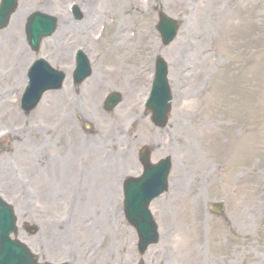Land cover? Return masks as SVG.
Returning <instances> with one entry per match:
<instances>
[{
  "label": "rangeland",
  "instance_id": "obj_1",
  "mask_svg": "<svg viewBox=\"0 0 264 264\" xmlns=\"http://www.w3.org/2000/svg\"><path fill=\"white\" fill-rule=\"evenodd\" d=\"M21 1L22 23L27 13L35 11L56 15L62 20L57 35L44 42L46 46L41 50V55L56 62L61 53L65 57L62 56L64 62L70 63L71 55L78 46L82 45L85 49L88 47L89 50L84 51L93 64L96 82L87 81L74 94L69 89L64 98V101L68 99L67 102L61 105L64 106V113L68 112L65 111L67 109L74 115L77 107H87L91 113L88 110L81 111V116L91 115L88 120L94 129L89 131L85 130L89 129L88 125L85 128L82 125L83 129L81 128L76 115L69 118V123L75 125L74 131L66 132L65 123H62L65 132L61 127L56 130L60 111L54 104L57 99L55 94H49L39 110L28 117L23 114L17 118L9 112L4 113L6 107L0 111V127L8 124L13 130L12 134L0 141V196L14 205L20 227L24 223L35 224L40 228L44 225L45 231L50 230L51 235L55 223L50 227L49 220L56 221L57 212H61L57 201L52 204L51 196L45 195L41 184L46 173L45 160L52 167L53 158L64 157L69 147V152L74 154L73 160H69L74 172L70 174L68 181H63L57 174L58 182L51 183L52 188H49V194H54L59 201V195L65 196L72 190L68 183L76 175L78 166L90 170L93 183L96 177L107 176L108 170L113 168L109 161L111 158L118 167L126 170L127 175L136 176L140 171L138 152L149 147L153 152V160L156 155H169L173 158V163L175 159L179 161L178 175H174V181H184L179 194L188 201L194 196L202 200V210L206 212L208 220L205 227L208 239L204 247L211 264H264V0H150L147 5L143 0H104L102 5L92 6L90 10L78 3L91 22L90 25L71 22L68 9L76 0ZM103 6L105 11H102ZM145 7L151 10L148 11ZM160 10L183 22L178 38L169 47L162 46L154 28ZM67 15L69 21L66 20ZM109 21L113 25L107 24ZM14 26L15 21L11 28ZM133 31L137 32V37L132 39V48L116 49L120 44L116 41L119 40L117 37L123 36V39L130 40L129 34ZM89 35L101 41H83ZM6 54L0 52V103L3 104L6 103L3 94L10 100L14 88H20L24 83L19 70L36 57L34 53L27 51V55L10 63ZM158 55L167 61L169 69L180 55L186 64L183 67L192 69L194 66L192 71L195 74L190 78L191 85L187 89L193 93L186 101L180 102L186 106V110L192 112L186 114L177 104L179 97L176 96L175 86L179 80L176 76L171 78L169 73L174 88V102L169 124L163 130L156 129L149 118L143 117L141 122L137 116L139 103L146 97L145 88H141L151 72L150 64ZM201 64L203 72L198 69ZM54 65L59 67V63ZM10 71H16V75L12 76ZM202 84L207 88L203 94L196 96L197 89ZM98 85L101 86L97 89ZM85 91L92 102L83 98ZM111 91L120 92L124 101L116 111L107 114L101 102ZM71 96L73 99L77 98L74 106L68 104ZM176 115L180 123L201 125V129L195 130L191 138L187 136L189 132L187 135L184 133L174 136L172 123ZM30 124L36 125L32 132L29 130ZM14 128L17 129L15 133ZM65 133L69 136L73 133L69 143L75 141L74 144L67 146L69 143L66 144ZM58 134L59 141L56 143ZM12 154L17 161L14 165L15 174L18 175L21 170L22 177L11 176V171L5 168L7 161L11 163ZM33 154L41 155L44 160L39 161L34 171H27L28 161L33 159ZM204 169L213 171L212 180L201 178L192 189H187L186 183L189 187V182L197 180L196 174ZM52 180L55 179L50 177L49 181ZM172 183L171 177L170 190ZM95 188L98 190L99 187ZM118 201L119 199L116 203H111L113 206L110 212L104 205L103 209L109 213L110 219L118 218L114 213ZM158 201L157 209L160 212L175 210L174 201ZM217 202L224 204L225 214L222 216L212 214L210 206ZM87 204H82L78 215L81 211L87 216L83 221L88 223L87 219L90 217L95 221L98 219V223L102 224L101 205L98 204L99 207L95 210L96 206L88 208ZM152 210L156 211V205H152ZM45 213L49 216L45 217ZM99 224L95 222L94 228L101 226ZM82 226L79 225V229ZM112 227L114 230L117 228L118 235H113L107 226L111 232L108 233V247L112 244L116 250L121 239L126 253L116 250L114 254L125 257V264H135L137 252L134 231L127 228V234L119 235L124 230L121 224L117 223V227ZM171 236L161 237L160 244L146 254L147 264H154L152 261L162 264H208L191 254L189 240L178 234ZM43 237V230L35 237L24 234L23 230L19 234V239L33 251L42 250ZM81 237L76 236L75 241H82ZM99 237L100 232L96 231L94 237L91 236L88 240L84 238V241L95 246ZM48 240L52 241V238L49 236ZM67 246L65 244L62 250H46L42 260L57 262L66 256L64 253L69 248ZM162 248L169 249L170 255L167 256ZM104 252L91 264H99L100 255ZM184 254L188 256L186 262L183 260ZM79 264L84 263L81 260Z\"/></svg>",
  "mask_w": 264,
  "mask_h": 264
},
{
  "label": "bare ground",
  "instance_id": "obj_2",
  "mask_svg": "<svg viewBox=\"0 0 264 264\" xmlns=\"http://www.w3.org/2000/svg\"><path fill=\"white\" fill-rule=\"evenodd\" d=\"M21 22V18H18L16 25L18 26ZM21 28L17 30V33L14 34L13 39L8 44V47L11 49V60L17 61L19 57H23L24 55H27V51L23 45V43L20 41L21 36ZM120 40V44L117 45L116 49L118 50H127L129 48H132L133 44L130 40L123 39L122 37H117ZM123 40V41H121ZM54 46L56 44L54 43ZM10 60V61H11ZM173 74L178 72L177 65H174ZM180 68V67H179ZM198 69L200 72H203L202 64L198 66ZM181 72V71H180ZM185 79H188L190 76L182 75ZM191 94V91L188 93ZM183 104H181L182 107ZM3 105L0 104V111L3 110ZM186 109V106H183L182 110L184 111ZM10 110V107L8 108ZM176 129L179 135L184 134L186 132L188 133V137H191V135L194 134L195 130L201 129V125H191L188 123H183L179 120H175ZM56 130H59V126L57 125ZM180 131V132H179ZM56 143L59 141V134L57 135L55 139ZM188 147L190 148V145L188 144ZM30 156V155H29ZM69 158H72V155L69 153L65 154L63 158L56 159L53 164L50 167L49 163L46 165V173L44 175V182L42 181V177L39 176V179L42 181L43 190L46 194V196H51L52 204L56 202V198L53 197L54 194H49V188H52L51 183H57L58 180H56L57 174L63 179V181H68V177L73 172L72 167L69 165ZM41 155L39 154H33V159H31L29 162V167L27 171H34V162L42 161ZM15 162V160H14ZM17 162V161H16ZM39 163V162H38ZM6 165V164H5ZM177 166V165H176ZM180 166L177 167V175L179 172ZM213 174L212 170L204 169L201 172L202 176H206V179H210ZM11 176H14L15 178H18L19 176H23V172L19 170L18 175L15 174V169L11 166ZM52 177L55 180L49 181V178ZM178 181V182H177ZM191 185H195L196 181L189 182ZM92 186L96 187H103L101 184L94 181ZM174 189L172 193L168 196L170 198V202H175L173 207H175L174 211L166 212L160 215L161 221L163 223V226L166 225L168 229H170L168 232L166 231L163 234V237H170L171 235L178 234L179 237H185L184 239L189 240L188 246L190 247L191 254L198 259H203L208 264H211V261L208 258V255L206 254V248L204 247V244L207 240V232L205 230V214L202 210L203 202L200 198L193 197L191 200H187L185 196L176 193L175 188L180 189L184 186V181L180 182L179 179H176L175 185L173 184ZM55 187V185H54ZM53 187V188H54ZM186 188L188 189V185L186 183ZM104 189V188H103ZM107 190V189H106ZM104 190V194L102 197V203H104L107 200H110V193L106 192ZM192 194V193H191ZM97 207V206H96ZM87 233H90L93 235V230H88ZM183 239V240H184ZM188 258L187 254L183 255V260L186 262V259Z\"/></svg>",
  "mask_w": 264,
  "mask_h": 264
},
{
  "label": "water",
  "instance_id": "obj_3",
  "mask_svg": "<svg viewBox=\"0 0 264 264\" xmlns=\"http://www.w3.org/2000/svg\"><path fill=\"white\" fill-rule=\"evenodd\" d=\"M28 264H32L31 259H29V263Z\"/></svg>",
  "mask_w": 264,
  "mask_h": 264
}]
</instances>
